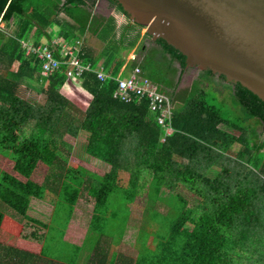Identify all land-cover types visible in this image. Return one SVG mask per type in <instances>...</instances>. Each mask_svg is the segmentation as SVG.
Masks as SVG:
<instances>
[{"label":"trees","instance_id":"1","mask_svg":"<svg viewBox=\"0 0 264 264\" xmlns=\"http://www.w3.org/2000/svg\"><path fill=\"white\" fill-rule=\"evenodd\" d=\"M108 1L129 25L143 28L118 0ZM101 2L0 0V24H5L0 28V156L13 164V173L0 166V240L43 248L34 254L0 242V264H78L84 250L91 253L87 264H264V101L258 95L211 72L179 91L189 70L186 58L162 39L148 48L144 44L128 70L139 69L169 97L172 133L167 135L149 99L123 103L114 98L116 82L103 83L95 73L74 82L67 64L46 77L39 58L29 56L27 44L80 43L86 65L117 78L126 64L125 44L132 51L140 35L125 32L117 41L115 17L95 14ZM107 28L114 34L105 36ZM88 34L105 36L101 54L83 44ZM60 53L56 48L57 60H71ZM228 84L243 116L232 117L209 101L211 90ZM24 86L43 102L25 99ZM67 135H83L87 155L110 165V172L70 164ZM235 145L242 149L235 153ZM42 167L50 170L44 183L36 180ZM180 186L199 198L197 206L177 193L163 214L162 193ZM50 193L57 201L48 225L29 214L33 200L46 201ZM85 193L94 199L93 215L85 245L75 247L65 236ZM139 198H146V207L131 249L134 258L114 254ZM3 205L21 220L6 215Z\"/></svg>","mask_w":264,"mask_h":264},{"label":"water","instance_id":"2","mask_svg":"<svg viewBox=\"0 0 264 264\" xmlns=\"http://www.w3.org/2000/svg\"><path fill=\"white\" fill-rule=\"evenodd\" d=\"M188 69L242 84L264 101V0H118Z\"/></svg>","mask_w":264,"mask_h":264},{"label":"rangeland","instance_id":"3","mask_svg":"<svg viewBox=\"0 0 264 264\" xmlns=\"http://www.w3.org/2000/svg\"><path fill=\"white\" fill-rule=\"evenodd\" d=\"M96 12H99V14L103 15L104 17L112 16L115 17V19L118 22V25L120 27H124L122 29H117L115 32L116 39L117 41H120V36L122 33L125 32H130L129 36H133L136 33H139L140 39L138 41L139 46L142 47L145 46L151 47L152 46V40L150 37H148L147 34V29L145 27H139L138 25H133L130 24V20L127 18L126 15H124L122 12L118 10V8L114 7L111 5V3L108 0H102V3L99 4ZM128 23V26L127 24ZM5 27V24H0V28L3 29ZM111 34H114V31L111 28H107L105 31V36ZM89 36V37H88ZM103 34L99 36V38L91 36L90 34L87 35L88 37V42L89 46H93L97 48V51L101 50L102 52L104 51V44L105 43L103 37H105ZM57 41V40H55ZM131 52L130 49H128L127 55ZM126 53V52H125ZM136 55L135 58L141 57L139 55V52H135ZM134 54V53H133ZM126 55V56H127ZM131 56V55H130ZM133 58V56H131ZM202 72L197 69H189L185 75L182 76L180 84H179V91L185 90V89H190L194 83V81L198 80ZM203 76V75H202ZM176 81V80H175ZM215 81H222L220 79H215ZM218 90H209V101L211 103H214L218 105L219 107L222 106L226 111H229L233 116L232 117H239L243 116V111L241 110L240 106L236 103L234 94H233V87L228 85H219ZM208 90V88H206ZM22 96L27 99L28 101L32 103H41L43 102V98L41 97L40 94L32 91L28 87L24 86L22 89ZM226 125H223L225 127ZM66 141L72 145L73 151L71 156L69 157V163L70 164H75L82 166L86 168L87 170L91 172H97L98 174L104 175L106 172H108L109 167L107 164L103 163L102 161H98L97 159H94L90 156L87 155L85 148V142H84V137L83 135H80L79 138H73L69 135L66 136ZM235 153L238 152L239 150L242 149L240 145H235ZM0 166L7 171L13 173V164L6 158L0 156ZM50 174V170L47 167H42L39 169L37 175H36V180L39 182L44 183L46 180V177ZM180 194L181 196L187 198L192 207L197 206L199 202V198L194 195L192 192L187 190L186 188L183 187H178L175 193H170L168 191H164L162 193V199L160 201V204L158 205V210L163 212V214H166V212L169 210V207L172 206V204L175 202L174 198L176 194ZM82 200L79 201V204L77 206V220L72 224V226L69 228L68 231L70 236L68 239H71L73 242H79L83 238V235L85 233V229L88 226V218L89 215L92 212L93 204H94V199L90 198L86 193ZM56 196L52 195L51 193L48 196V199L46 201L43 200H38L34 199L32 203V210H30V217L38 220L40 222H43L45 224H50L53 218L54 214V207L56 204ZM146 207V198H139L137 202L132 206V211H133V221L131 222V230L130 233L127 236L128 243H131L132 248L135 246L137 234H138V229L139 226L142 223V217L144 215V210ZM3 208L7 209L8 211L5 212L6 215L9 217H15L16 219H19L14 215V212L9 209L7 206L3 205L1 209ZM174 217V216H173ZM171 217V218H173ZM21 218L19 219V221ZM165 220L164 222H166ZM159 223L160 225L162 224ZM170 224V219L168 222ZM158 225V224H157ZM161 231V227H160ZM8 239V238H7ZM0 242L4 245L8 246H14L16 248L22 249V250H31L34 253L38 252L40 253L42 246L33 244L30 245L26 241H12V240H6V237L2 236Z\"/></svg>","mask_w":264,"mask_h":264},{"label":"built area","instance_id":"4","mask_svg":"<svg viewBox=\"0 0 264 264\" xmlns=\"http://www.w3.org/2000/svg\"><path fill=\"white\" fill-rule=\"evenodd\" d=\"M29 56H37L43 64L44 74L46 77L52 76L58 72L63 65H68L69 70L67 76L74 82H82V77L86 73H95L99 81L107 83L114 81L118 84V89L114 95L116 100L130 104L135 99H149L150 108L157 113V120L165 127L166 134L172 133L171 124L168 119H171L172 105L169 97L160 93L158 87L145 79L141 75L139 69L135 70L128 78H113L105 71L95 72L91 65H86L81 59L80 43L77 46L70 47L69 44L60 41H54L51 48L48 46L36 48L35 46H26ZM60 47L61 56L64 60L70 57L68 63L59 61L55 58L56 48Z\"/></svg>","mask_w":264,"mask_h":264},{"label":"crops","instance_id":"5","mask_svg":"<svg viewBox=\"0 0 264 264\" xmlns=\"http://www.w3.org/2000/svg\"><path fill=\"white\" fill-rule=\"evenodd\" d=\"M102 3V2H101ZM98 8V7H97ZM97 10V9H96ZM95 14H97L98 16H101V17H104L103 15H101V14H99V12H96L95 11ZM112 16L110 15V16H108V17H105V18H111ZM116 22H117V20H116ZM127 24V26H128V23H126ZM122 28H124V27H120L119 25H118V22H117V29H122ZM122 35V34H121ZM89 37V36H88ZM88 37L86 38V42L85 41H82L83 42V44H85V46L89 49V50H91V51H94L97 55H99V54H101L102 53V49L101 50H99V51H97V48H95V47H93V46H89V42H88ZM55 40H57V39H54L53 41H55ZM59 40V39H58ZM44 43L45 44H48L49 42H48V40L47 39H44ZM104 44V48L103 49H105V43H103ZM125 48H126V50H125V52H126V54L125 55H127V52H128V50H127V48H128V46H127V44H125ZM139 48H140V46H139V43H137L136 44V48L135 49H133L127 56H126V64H125V66L122 68V70H121V72H120V74L118 75V77L117 78H121V79H124V78H128L130 75H131V73L129 72V70H128V65H129V63L130 62H132V61H134V60H136L137 59V57L135 58V56L134 55H136V53L135 52H137V50H139ZM124 52V53H125ZM134 53V54H133ZM133 56V58H131V56ZM99 71H104V69L102 68L101 70H99ZM109 75V74H108ZM109 76H111V75H109ZM112 77V76H111ZM235 148V147H234ZM234 152H235V149H234ZM104 163V162H103ZM106 164V163H105ZM107 166L109 167V170H108V172H110V170L112 169V167L110 166V165H108L107 164ZM108 172H106V173H108ZM105 173V174H106ZM80 200H82V199H80ZM79 200V201H80ZM78 204H79V202H78ZM78 204H77V206H78ZM77 206H76V210H75V216H74V219H73V221L71 222V224H70V226H69V228L72 226V224L77 220V214H76V212H77ZM93 208H94V204H93ZM93 208H92V212H91V214L89 215V218H88V224H89V222H90V220H91V218H92V215H93ZM31 210H32V207H31ZM131 221H133V216L131 217ZM69 228H68V230H69ZM67 230V233H66V236H65V242L67 243V244H69V245H72V246H75V247H83L84 245H85V243H86V241H87V237H88V233H89V225L86 227V229H85V233H84V235H83V238L81 239V240H79V242H73V241H71V239H68V237L70 236V234H69V232L70 231H68ZM130 230H131V222H130V224H129V227L127 228V230H126V232H125V235H124V237H123V239H122V241H121V243H120V247H119V249H118V251H116V253H114V254H117L118 252H119V254H121V255H124L125 257H127V258H134L133 257V254H132V252H131V249H132V246H131V243H128V239H127V236H128V234L130 233ZM69 235V236H68ZM136 243V242H135ZM30 245H33L32 243H29ZM43 249V248H42ZM42 249H41V251H40V253H38V252H36V253H34L33 251H31V250H29L31 253H34V254H41V252H42ZM91 258V253H90V251H88V250H84V251H82V253H81V255H80V257H79V259H78V264H87L88 263V261H89V259Z\"/></svg>","mask_w":264,"mask_h":264},{"label":"flooded vegetation","instance_id":"6","mask_svg":"<svg viewBox=\"0 0 264 264\" xmlns=\"http://www.w3.org/2000/svg\"><path fill=\"white\" fill-rule=\"evenodd\" d=\"M152 41H155L153 38L151 39Z\"/></svg>","mask_w":264,"mask_h":264}]
</instances>
